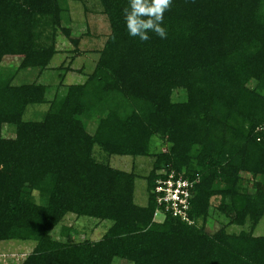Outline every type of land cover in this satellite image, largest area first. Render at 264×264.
Wrapping results in <instances>:
<instances>
[{
  "label": "trees",
  "instance_id": "trees-1",
  "mask_svg": "<svg viewBox=\"0 0 264 264\" xmlns=\"http://www.w3.org/2000/svg\"><path fill=\"white\" fill-rule=\"evenodd\" d=\"M99 3L110 32L93 71L42 118L23 114L45 101L46 86L14 83L15 71L0 68V241H35L20 264H264V234H253L264 216V0H172L167 38L148 32V41L127 31L129 0ZM60 18L61 0H0V63L14 55L21 68H44ZM154 138L164 151L152 150ZM95 146L154 157L145 205L134 202L137 173L96 160ZM169 169L198 177L191 224L154 220L151 188ZM244 172L259 182L243 186ZM212 198L228 220L210 233ZM67 214L111 224L96 241L56 239Z\"/></svg>",
  "mask_w": 264,
  "mask_h": 264
},
{
  "label": "rangeland",
  "instance_id": "rangeland-1",
  "mask_svg": "<svg viewBox=\"0 0 264 264\" xmlns=\"http://www.w3.org/2000/svg\"><path fill=\"white\" fill-rule=\"evenodd\" d=\"M66 8L67 10L63 9ZM61 27L68 28V36L60 30ZM51 27H47L44 35L49 33ZM110 32V26L105 14L101 13L99 0H67L64 3L61 0V18L59 27H56L55 53L49 63L42 69L39 68H21L22 57L5 55L0 63V68L5 73L13 72L14 83L36 82L46 86L45 101L27 105L23 118L25 120H38L47 111L49 102L55 95H62L66 90V85L80 84L86 80L88 74L93 71L98 58L97 50L100 49ZM72 39L78 40L75 46ZM48 42V40H46ZM253 85V84H251ZM178 98L177 96L174 97ZM89 119V118H88ZM87 118L84 123L89 132L93 131L92 121ZM5 135L11 136V132L5 130ZM152 150L166 149L164 141L154 138L151 144ZM94 157L96 160L108 163L112 167L124 171H133L137 173L134 187V200L136 203L146 202L147 191L144 177L149 173L152 167L154 157L150 156H107L95 146ZM259 182V177H253L247 173H241V184L251 187L250 182ZM250 181V182H248ZM37 201H40L38 195H34ZM211 208L206 224V231L212 233L216 231L221 224L227 223V217L223 212L217 209L218 198L211 199ZM156 221H161L162 216L156 215ZM111 224L108 220L99 221L93 217H76L67 214L58 223L51 235L56 239L69 242L96 241L102 237L108 226ZM68 227L66 233L61 232L62 227ZM249 223L244 226L228 225L227 232H239L248 230ZM65 235H63V234ZM254 235L264 234V216L254 229ZM35 246L34 240H2L0 241V264H20ZM119 264H129L125 261H118Z\"/></svg>",
  "mask_w": 264,
  "mask_h": 264
},
{
  "label": "built area",
  "instance_id": "built-area-1",
  "mask_svg": "<svg viewBox=\"0 0 264 264\" xmlns=\"http://www.w3.org/2000/svg\"><path fill=\"white\" fill-rule=\"evenodd\" d=\"M197 182V176L195 178L185 177L182 172L174 169H169L167 172L160 171L151 188L156 205L154 218L156 215H160L163 220L168 213L187 224L193 223L189 216V210L192 191Z\"/></svg>",
  "mask_w": 264,
  "mask_h": 264
},
{
  "label": "clouds",
  "instance_id": "clouds-1",
  "mask_svg": "<svg viewBox=\"0 0 264 264\" xmlns=\"http://www.w3.org/2000/svg\"><path fill=\"white\" fill-rule=\"evenodd\" d=\"M171 5L172 0H129L123 9L129 35L139 37L141 41L150 39L148 32L167 38V29L162 25L164 13L170 10Z\"/></svg>",
  "mask_w": 264,
  "mask_h": 264
},
{
  "label": "crops",
  "instance_id": "crops-1",
  "mask_svg": "<svg viewBox=\"0 0 264 264\" xmlns=\"http://www.w3.org/2000/svg\"><path fill=\"white\" fill-rule=\"evenodd\" d=\"M134 202H135V200H134ZM146 202H147V197H146ZM146 202H144V203H143V202H142V203H136V202H135V203L138 204V205H145Z\"/></svg>",
  "mask_w": 264,
  "mask_h": 264
}]
</instances>
